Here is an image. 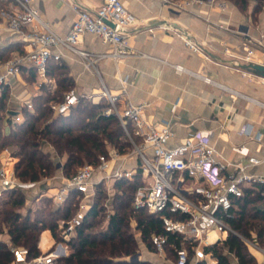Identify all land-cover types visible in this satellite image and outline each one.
<instances>
[{"label": "crops", "instance_id": "crops-1", "mask_svg": "<svg viewBox=\"0 0 264 264\" xmlns=\"http://www.w3.org/2000/svg\"><path fill=\"white\" fill-rule=\"evenodd\" d=\"M102 2L103 0H32V6L38 10L49 29L62 36L75 18L73 5L77 4L92 12ZM219 2L224 5L219 6ZM252 4L253 0H250L248 11ZM123 5L135 19L134 25L128 29L125 55L118 58L107 56L97 60L92 66H86V60L78 56L73 48H57L61 55L59 61L67 67L73 79L72 88L79 95L90 97L94 101L103 96L102 91L106 89L111 95L118 96L120 107L125 99L141 104L143 115L151 124L170 125L173 134L167 142L168 146L180 144L196 130H209L210 143L215 149L216 160L223 166L224 175L235 171V163L246 162L244 156L233 150V146L245 144L249 153L260 162L246 166L244 173L261 175L264 172V78L253 74V70L247 67L248 63L237 59L245 53L237 31L258 37L264 29V5L256 21H252L248 13L241 12L227 0H212L204 5L190 4L182 11L171 10L160 0H123ZM13 7L10 0H0V9L11 11ZM161 18L183 26L188 36L197 41L206 57L187 48L182 34L169 26L153 25L145 28L147 22ZM12 44H19L23 49L17 33L0 30V48ZM74 47L90 54L112 52L115 49L103 44L91 33L85 34ZM15 54H19L18 50H13L10 57ZM252 61L264 64V54L253 56ZM176 65L187 71H177ZM27 73L22 70L12 78L10 90L15 92L25 87L34 97L39 93L40 85H37L36 77L32 81L26 80ZM204 78H209L210 81ZM43 83L51 90L55 87L52 78ZM8 102L10 107L16 104L13 100ZM246 127L248 134L243 131ZM5 129L8 127L5 126ZM46 148L55 157L50 147ZM110 151L114 150L109 149ZM146 152L151 154L149 149ZM124 155H127L124 160H110L105 172L94 170L93 184L110 178V173L118 167L133 171L138 166V155L132 152ZM14 160L9 153L3 151L0 167L12 172ZM61 181L62 173L58 168L53 177L41 180L32 192L42 191V194L52 196ZM186 184L190 186L193 181L188 180ZM209 234H213V238H209L210 244L216 242L215 232ZM225 234L222 233L221 238ZM1 239L9 243L6 233ZM54 246L61 255L66 254L64 244L55 243L48 230L42 231L38 240L41 252L45 253ZM144 246L140 242V258L150 259L154 264H173V261L165 262L159 253H148ZM248 248L256 264H264V250L254 243H250ZM205 262L212 264L214 258L209 255ZM231 262L238 264L233 257ZM188 264H195V261L191 258Z\"/></svg>", "mask_w": 264, "mask_h": 264}, {"label": "built area", "instance_id": "built-area-1", "mask_svg": "<svg viewBox=\"0 0 264 264\" xmlns=\"http://www.w3.org/2000/svg\"><path fill=\"white\" fill-rule=\"evenodd\" d=\"M10 1L14 5L11 11L0 9V30L17 33L24 51L0 62V90L3 86H8L10 89L11 79L22 70L34 69L37 85L47 82V65L50 60H60L61 55L57 50L59 46L73 48L78 56L86 60V66H92L97 60L107 56L118 58L127 53L128 29L134 25L135 19L125 9L123 0H103L102 4L92 12L77 4L73 5L75 18L62 36L49 29L38 10L32 6V0ZM211 1L160 0L164 6L175 11L185 10L190 4L204 5ZM218 4L224 5L223 2ZM87 33L96 35L103 44L113 46L114 51L90 54L86 50L75 48V44ZM237 33L245 51L237 58L240 62L251 63L253 56L264 54V29L258 37L249 36L241 30ZM182 40L192 52L206 57L197 41L188 34L182 35ZM175 69L187 71L179 65H176ZM204 79L210 81L209 78ZM102 95L109 103L104 113H114L119 118L133 145L132 153H136L140 158L138 167L141 170L143 183L136 188L132 205L136 209L143 208L150 214L160 215L164 233L151 235L154 249L162 253L168 242V236L173 235L180 237L181 243L189 246L188 249L184 245L180 247L172 245L173 264H188L190 251L191 258L195 262L206 260L210 254L205 253L203 247L210 244L209 232H215V240H218L222 233L232 231L228 222L232 217V198L242 194V185L259 183L263 186L264 195V172L258 176L244 173L246 166L257 164L260 160L249 153L245 144L233 146V150L244 156L246 162L235 163V171L224 175L223 166L215 158L209 130H196L180 144L168 146L167 142L173 134L170 125L151 124L144 117L141 104L125 99L120 107L118 96L111 95L106 89L102 91ZM79 96L74 88L66 90L61 101L51 104L54 115H67L71 107L78 102ZM9 100L16 103L14 107L8 106L6 110V117L10 119L11 125L22 121L23 116L20 113L22 108L33 110L32 94L25 87L15 92L10 90ZM127 122L132 126L131 133L126 128ZM243 131L247 134L249 132L247 127ZM133 138L139 142L136 144ZM255 138L259 139V137ZM148 149L151 150L150 155L146 152ZM4 151L8 153V149ZM126 157L127 155H118L115 151H110L109 158L99 156L97 166L85 164L79 167L72 177L66 178L62 175L56 193L51 196L54 202L61 203L72 189L82 194L74 215L68 220L58 222V226L63 229L64 239L75 233L93 201L94 170L105 172L110 160L116 158L124 160ZM135 170L136 168L132 171L118 167L109 177L128 178ZM188 180L193 181V184L187 186ZM39 182L21 181L13 175V172H7L3 166L0 167L2 189L20 188L31 192ZM165 212L182 218H174ZM248 243L252 242L248 241ZM11 251L13 254L11 264H51L55 257L61 255L55 246L31 259H27L26 248L15 247Z\"/></svg>", "mask_w": 264, "mask_h": 264}, {"label": "trees", "instance_id": "trees-1", "mask_svg": "<svg viewBox=\"0 0 264 264\" xmlns=\"http://www.w3.org/2000/svg\"><path fill=\"white\" fill-rule=\"evenodd\" d=\"M227 1L241 12L248 13L252 21L257 20L264 5V0H253L248 11L250 0ZM13 50L23 52L19 44L0 48V61L8 59ZM27 72L25 79L34 80L35 70L29 69ZM46 75L54 79V89L51 90L47 84L42 83L39 93L32 97L33 110L22 108V121L13 125L6 117L10 89L3 86L0 90V126L8 127V132H3L0 127V159L5 149H11L10 155L15 158L12 172L17 179L27 182L53 177L58 169L55 158L62 159L61 173L69 178L84 162L97 166L99 156L109 158V149H113L118 155L131 151L132 143L119 118L114 113H104L109 106L104 96L94 101L80 95L67 115H54L51 104L63 99V93L73 87V79L67 67L54 60L48 62ZM126 128L131 133L132 126L129 122L126 123ZM46 147H50L55 157ZM138 166L131 177L114 180L111 213L106 212L107 204L104 200L107 196L102 190L103 183L93 185V201L81 224L68 239L63 238L64 232L58 222L74 215L82 197L80 192L70 190L61 203H55L51 196L39 194L37 197L40 202L33 210L32 207H26L28 200L25 190L2 189L0 234L5 230L9 243L0 238V264H11V249L15 247L26 248L27 259L42 254L38 240L44 230L50 232L55 243L61 242L66 247V254L55 257L51 264H153L134 258L138 253V243L131 230V221L148 250L154 251L151 235L164 233L160 215L150 214L145 209H136L132 205L135 190L143 183ZM241 188L242 194L232 198V217L228 219L232 231H227L224 237L203 247L204 252L214 258L212 264H232L231 257L238 264H256L248 248V241L258 246L264 237L263 186L250 183ZM24 207L23 213L21 209ZM170 216L182 218L173 214ZM102 217L107 218L106 226L97 231L95 228L101 223ZM172 245H184L189 249L186 243H181L180 237L170 235L165 247L173 252ZM188 257L190 260L191 251ZM195 264L206 262L199 260Z\"/></svg>", "mask_w": 264, "mask_h": 264}, {"label": "rangeland", "instance_id": "rangeland-1", "mask_svg": "<svg viewBox=\"0 0 264 264\" xmlns=\"http://www.w3.org/2000/svg\"><path fill=\"white\" fill-rule=\"evenodd\" d=\"M1 128H2V131L3 132H8V129H5V127H3V126H0ZM139 141L137 140V141H135V143L137 144ZM8 149V153L9 154H11V149H9V148H7ZM133 145H132V148H131V151L129 152V153H131L132 151H133ZM7 153V154H8ZM11 156V155H10ZM12 157V156H11ZM15 159V158H14ZM56 161H57V167L60 169V166H61V162H62V159H59V158H57L56 159ZM85 164H88V163H86V162H84L83 164H81L79 167H81V166H83V165H85ZM79 167H77V169L79 168ZM60 172H61V169H60ZM56 173V172H55ZM55 175V174H54ZM117 179H119V178H117ZM114 180H116V178H114V177H110V178H106V179H102V180H100V181H98V182H102L103 183V186H102V190L106 193V200H104V203H106L107 204V207H106V212H108V213H111L112 212V208H111V205H110V203H111V196L113 195V193L115 192V189H114V187H113V183H114ZM98 182H96V183H98ZM93 189H94V187H93ZM1 193V192H0ZM26 194H27V202H26V207L28 206V207H32V209L34 210L37 206H38V204H39V197H37V196H39V194H42V191H37V192H35V193H33L32 191L30 192H26ZM81 200V199H80ZM80 200H79V202H80ZM79 204V203H78ZM26 207H24V208H22L21 209V211L24 213L25 212V208ZM78 208V207H77ZM106 219L107 218H105V217H102V221H101V223H99L97 226H96V230L98 231V230H101V229H103L105 226H106ZM131 230L133 231V233L135 234V237H136V239H137V243H138V253L135 255V256H137L136 258L137 259H141V260H147V261H149V262H151V263H153L154 264V262L152 261V260H150V259H143V258H140L139 257V245H140V242H142L141 240H140V238L138 237V232L135 230V228H134V222L133 221H131ZM212 231H210L209 233H211ZM4 234H5V230H4V232L2 233V234H0V238H3L4 237ZM248 237V236H247ZM209 238L210 239H212L213 238V234H209ZM145 247V246H144ZM258 247H260L261 249H263L264 250V237H263V240L262 241H260V243L258 244ZM146 248V247H145ZM145 248L143 249V250H145ZM147 251H148V253L149 252H152V253H154V254H158V252H156V250L154 249V251L153 250H148L147 249ZM43 254V253H42ZM156 254V255H157ZM159 254H161L160 256H162V258H163V260H165V262L166 261H168V263L170 262V261H173L174 260V254H173V252L171 251V250H169L168 249V247L166 248H164V250H163V252L162 253H159ZM151 255V254H150ZM135 256H134V258H135Z\"/></svg>", "mask_w": 264, "mask_h": 264}, {"label": "water", "instance_id": "water-1", "mask_svg": "<svg viewBox=\"0 0 264 264\" xmlns=\"http://www.w3.org/2000/svg\"><path fill=\"white\" fill-rule=\"evenodd\" d=\"M111 26H113L112 23H109ZM153 25H161V26H169L175 30H177L180 34L182 35H186L187 34V30L181 26L179 23L169 20L167 18H161V19H157V20H152L150 22H147L145 24V28H149ZM247 67L251 70H253V73L264 78V64L261 63H248ZM137 256H135L136 258Z\"/></svg>", "mask_w": 264, "mask_h": 264}]
</instances>
